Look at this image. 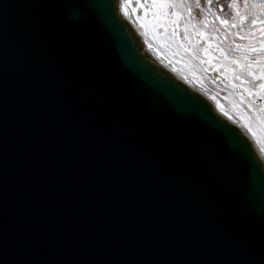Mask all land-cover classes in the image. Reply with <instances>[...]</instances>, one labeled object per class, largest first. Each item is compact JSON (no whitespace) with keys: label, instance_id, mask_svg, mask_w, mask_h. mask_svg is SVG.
I'll use <instances>...</instances> for the list:
<instances>
[{"label":"water","instance_id":"obj_1","mask_svg":"<svg viewBox=\"0 0 264 264\" xmlns=\"http://www.w3.org/2000/svg\"><path fill=\"white\" fill-rule=\"evenodd\" d=\"M141 48L116 0H0V264H264L263 154Z\"/></svg>","mask_w":264,"mask_h":264},{"label":"flooded vegetation","instance_id":"obj_2","mask_svg":"<svg viewBox=\"0 0 264 264\" xmlns=\"http://www.w3.org/2000/svg\"><path fill=\"white\" fill-rule=\"evenodd\" d=\"M122 5L145 34L188 55L174 59L189 77L195 78L191 65L198 62L205 77L222 82L224 105L251 114L248 126L264 145V0H167L163 5L126 0Z\"/></svg>","mask_w":264,"mask_h":264},{"label":"snow or ice","instance_id":"obj_3","mask_svg":"<svg viewBox=\"0 0 264 264\" xmlns=\"http://www.w3.org/2000/svg\"><path fill=\"white\" fill-rule=\"evenodd\" d=\"M121 2L122 3H126V0H121ZM154 2H155V0H154ZM167 2V0H160V3H161V5H163L164 3H166ZM194 2H199V0H194Z\"/></svg>","mask_w":264,"mask_h":264},{"label":"bare ground","instance_id":"obj_4","mask_svg":"<svg viewBox=\"0 0 264 264\" xmlns=\"http://www.w3.org/2000/svg\"><path fill=\"white\" fill-rule=\"evenodd\" d=\"M242 129H244L245 130V128H242ZM252 137V136H251ZM259 149V148H258ZM260 150V149H259Z\"/></svg>","mask_w":264,"mask_h":264},{"label":"rangeland","instance_id":"obj_5","mask_svg":"<svg viewBox=\"0 0 264 264\" xmlns=\"http://www.w3.org/2000/svg\"><path fill=\"white\" fill-rule=\"evenodd\" d=\"M262 148V147H261ZM262 150H264L263 148H262Z\"/></svg>","mask_w":264,"mask_h":264}]
</instances>
